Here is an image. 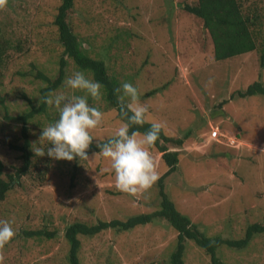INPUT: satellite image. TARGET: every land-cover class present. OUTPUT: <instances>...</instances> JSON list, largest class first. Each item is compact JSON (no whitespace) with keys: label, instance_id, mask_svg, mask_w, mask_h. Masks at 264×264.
Here are the masks:
<instances>
[{"label":"rangeland","instance_id":"obj_1","mask_svg":"<svg viewBox=\"0 0 264 264\" xmlns=\"http://www.w3.org/2000/svg\"><path fill=\"white\" fill-rule=\"evenodd\" d=\"M192 1L74 0L69 23L86 55L104 61L118 87L125 81L137 87L140 102L148 107L146 121H159L168 137L182 139L180 147L168 145L178 151V164L163 179L176 210L206 236L238 240L249 224L264 223V97L237 95L255 81L264 85V68L256 52L215 61L201 21L179 10ZM59 2L6 0L0 7V35L8 42L6 47L0 43V161L5 176L21 167L19 153L9 148L21 125L3 119V106L15 117L25 110L27 99L38 104L43 83L32 78L33 66L54 76L61 48L52 20ZM17 39L23 46L20 53L14 46ZM74 69L68 62L65 79ZM59 93L72 91L63 82L53 95ZM92 103L105 114L91 132L96 144L109 138L120 121L101 98ZM53 118L58 111L51 106L44 116L34 117L28 131L31 146ZM151 153L159 178L167 168L160 154ZM31 154V169L0 202V219L10 220L16 230L0 247L2 264H68L67 225L125 220L158 209L157 180L133 197L116 188L110 162L99 155L66 161ZM22 230L55 236L24 242L18 234ZM80 241V264H169L176 232L164 219H155L129 232L107 230ZM219 254L227 264H264V234L240 250L222 248ZM183 260L210 264L190 241Z\"/></svg>","mask_w":264,"mask_h":264},{"label":"trees","instance_id":"obj_2","mask_svg":"<svg viewBox=\"0 0 264 264\" xmlns=\"http://www.w3.org/2000/svg\"><path fill=\"white\" fill-rule=\"evenodd\" d=\"M74 0H60L56 13L52 20V25L56 28L55 42L61 48L58 68L54 76L46 74L43 70L32 67L34 74L32 78L40 81L43 86L39 89V99L41 96L58 90L65 79L66 67L72 63L74 67H79L90 72L92 78L103 84L102 90L104 100L108 107L115 109L117 118L119 112L117 80L112 74H109L104 61L94 59L86 55L87 50L78 40L73 31L69 19L72 15ZM182 5V6H181ZM179 10L199 19L206 33L207 39L211 42L213 48V58L215 61H223L235 56L250 52H256L259 55L260 68H264V0H193L192 2H183ZM0 35V43L7 45L6 39ZM10 44V43H9ZM15 50L20 53L23 46L20 39L14 43ZM2 48V50L5 49ZM237 95L241 98H248L259 95L264 97V85L255 81L246 87L243 91H238ZM22 97L25 98L23 95ZM28 101V102H27ZM26 108L15 117L7 114L6 107L4 120L15 121L20 124V135L9 143V148L13 152H18V159L21 167L16 169L14 175H4V163L0 161V202L4 200L6 194L11 189L17 178L25 175L31 169V144L28 140V131L35 116H44L48 106L43 103L34 105L27 99ZM89 104L96 102L91 97ZM2 104V99L0 100ZM91 105L96 106L95 103ZM98 107V105L96 106ZM46 119H49L46 116ZM54 120L50 119L49 123ZM37 123V122H35ZM150 122L145 121L143 125H133L130 131L137 130L143 133L150 127ZM104 141V140H102ZM99 141V142H102ZM98 142V143H99ZM96 144H90L86 150L87 154H96L99 149ZM168 145L180 147L182 139H173L168 137L163 129L160 139L152 150L160 154L161 165L165 166L166 171L157 179L158 195L160 198L159 206L156 211L150 213H140L126 218L125 220L97 221L95 224H86L83 222H73L64 229L63 237L68 247V264H80L78 253L81 247L80 237H94L97 234L113 230L115 232H129L140 226H145L155 219H164L170 227L176 232V245L169 257V264H184V252L187 241L192 242L201 249L209 258L210 264H227L221 257L220 250L227 248L231 250H240L247 246L252 237L264 234V223H253L245 227L244 236L238 240L224 239L220 236H206L202 231L195 227L191 222L176 210L172 201H170L164 192L163 179L174 172L178 164V151H171ZM18 234L24 239V242L34 240H51L54 238V232L43 230H22Z\"/></svg>","mask_w":264,"mask_h":264},{"label":"clouds","instance_id":"obj_3","mask_svg":"<svg viewBox=\"0 0 264 264\" xmlns=\"http://www.w3.org/2000/svg\"><path fill=\"white\" fill-rule=\"evenodd\" d=\"M5 3L6 0H0V7ZM86 72L76 67L66 77L64 85L72 91L71 95L48 93L38 100L54 107L58 118L43 127L39 140L32 144L36 156L47 155L54 160L66 161L88 159L86 150L94 139L91 132L102 124L105 114L88 102L89 97L100 99L103 84ZM76 92L83 94L77 95ZM115 92L120 93L117 97L120 106L117 114L121 117L119 127L109 138L97 143L99 151L95 155L110 162L116 188L134 197L149 189L158 179L151 149L160 139L163 124L154 120L143 133L130 131L133 125L145 123L149 115L148 107L140 102L138 89L131 82H122ZM15 235L12 222L0 219V247L9 243Z\"/></svg>","mask_w":264,"mask_h":264},{"label":"built area","instance_id":"obj_4","mask_svg":"<svg viewBox=\"0 0 264 264\" xmlns=\"http://www.w3.org/2000/svg\"><path fill=\"white\" fill-rule=\"evenodd\" d=\"M216 135H217V132L216 131H213L211 136L212 137H215Z\"/></svg>","mask_w":264,"mask_h":264},{"label":"bare ground","instance_id":"obj_5","mask_svg":"<svg viewBox=\"0 0 264 264\" xmlns=\"http://www.w3.org/2000/svg\"><path fill=\"white\" fill-rule=\"evenodd\" d=\"M233 143V142H232Z\"/></svg>","mask_w":264,"mask_h":264}]
</instances>
